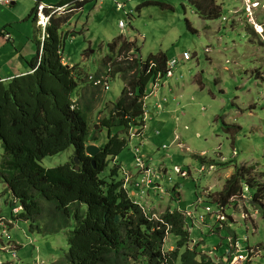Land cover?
<instances>
[{
	"label": "rangeland",
	"instance_id": "374dc122",
	"mask_svg": "<svg viewBox=\"0 0 264 264\" xmlns=\"http://www.w3.org/2000/svg\"><path fill=\"white\" fill-rule=\"evenodd\" d=\"M37 1L56 6L65 0H35V7ZM146 1H157L161 5L145 6ZM214 1L221 8V18L206 22L184 0H85L86 3H80L77 10L66 15L68 21L62 29L63 34H67L63 39V62L72 67L78 65L87 76L100 75L109 43L119 37L121 42L117 43L116 52L125 47L119 59H127L130 53L136 54L137 47L139 51L135 57L139 61L145 62L149 56L163 53L168 64L173 60L178 63L174 79L166 80L158 88V103L163 104L166 97L171 105L170 112L165 110V116L158 119L149 116L143 138L131 141L119 160L125 162L129 172L136 174L132 150L139 147L153 169L160 171L166 167L168 173L165 172L167 179L163 187L171 196L151 197L158 210L153 212L157 215L152 216L158 220L170 209L194 213L196 220H189L188 226L191 242L198 244V253L204 255L209 250L227 247L224 253L216 250L211 258L217 263L239 264L238 255L228 245L229 238L238 239L244 253L248 248L256 252L244 264H264V217L252 206L246 192L223 209V222H216L214 218L210 224L204 223L206 217H211L205 216L207 208L212 213L220 210L214 202L236 167H252L254 171L248 172L246 181L264 185L261 176L264 174V6L262 1L249 0L251 3L259 1V7L250 8L248 20L242 0ZM0 4V30L8 26L15 40L13 43L10 37L9 42H0L17 51L16 58L31 60L30 53L36 55L38 51L35 38L36 24L39 25L37 12L35 17L27 19L31 11L24 0L18 7ZM118 4H124V9H118ZM8 9L13 11L6 12ZM7 21H14L13 27ZM120 21H124V29L119 27ZM252 24L261 30L255 31ZM185 54L191 56L190 61L185 62ZM177 80L176 86L173 82ZM87 83L83 81L77 92L81 94L77 103L86 111L91 124L100 129L98 121L106 116L111 103L120 98L124 87L122 75L112 78L107 87H92ZM169 84L174 87L173 97L164 88ZM154 87L157 89L152 82L147 86V96L155 91ZM155 101L144 99L149 114H153L155 108L149 103ZM226 127L239 130L226 132ZM108 133L107 128L101 130L99 144L107 143ZM174 135L185 142L178 139L177 144ZM2 154L0 142V159ZM73 154L72 146L57 155L45 157L41 166L50 169L64 165L71 162ZM165 157L168 158L165 160ZM176 168L186 172L187 178L180 176ZM109 171L104 172L101 179L108 176ZM3 185L0 181V223L8 226V239H0V247L8 244L16 249L11 242L20 247L1 249L0 264H52L59 260L68 250L66 233L52 237L31 233L26 222L12 217L10 202L13 197ZM128 192L136 198L132 187ZM143 207L147 208V205ZM261 209L264 210L263 206ZM170 241L173 246L167 245V252L176 246V239L170 238Z\"/></svg>",
	"mask_w": 264,
	"mask_h": 264
},
{
	"label": "trees",
	"instance_id": "16d2710c",
	"mask_svg": "<svg viewBox=\"0 0 264 264\" xmlns=\"http://www.w3.org/2000/svg\"><path fill=\"white\" fill-rule=\"evenodd\" d=\"M184 1L206 22L221 18V8L214 0ZM143 5L161 4L146 1ZM64 23L67 21L61 17H53L44 40L42 30L37 31L38 51L28 63L29 73L0 79V181L13 197L12 217L26 222L29 231L41 237L66 233L68 250L52 264H223L190 250L186 211L170 209L157 221L144 210V202L142 206L137 204L124 187V169L116 163L130 145L131 131L142 134L145 130L147 86L167 80V57L159 53L145 62L130 60L129 56L119 59L125 47L116 52L121 42L118 37L109 43L101 74L87 76L78 65L63 64V39L67 35L62 32ZM138 51L135 47L136 54ZM151 64L155 65L152 70ZM104 72L108 83L122 75L124 87L120 98L98 121L100 129L96 130L86 111L79 107L81 94L77 92L83 81L92 87H103L94 82L101 80ZM103 128L109 133L107 143L101 145L99 133ZM233 128L226 127L224 131L239 130ZM89 144L99 145L100 152L95 157L85 152ZM72 146L78 164L72 158L55 168L41 166L45 157ZM108 169V176L101 179ZM252 171V167L235 168L214 202L218 209L223 211L246 192L252 206L264 217V185L245 179ZM15 208L20 210L14 213ZM168 235L176 239L172 252H165Z\"/></svg>",
	"mask_w": 264,
	"mask_h": 264
},
{
	"label": "built area",
	"instance_id": "2783aa9c",
	"mask_svg": "<svg viewBox=\"0 0 264 264\" xmlns=\"http://www.w3.org/2000/svg\"><path fill=\"white\" fill-rule=\"evenodd\" d=\"M85 0H73L71 2H68L66 4H64L63 6H55V5H46L42 2L37 3L36 9H37V23L39 24L41 30H42V40H44L45 38V29L46 27L50 24L51 22V18L52 17H56V16H60L63 21H68V17H66V15L70 14L72 11L77 10V6L84 2ZM234 2H239L241 0H232ZM241 2H243L245 8H246V13L248 14V20H250L251 14H250V8L251 7H259L258 3H251L249 0H242ZM0 3H9L8 1L3 2L2 0H0ZM125 7L124 4H118V9L123 10ZM255 10V9H252ZM70 19V18H69ZM119 27L121 29L125 28V23L124 21H120L119 22ZM11 35L10 34H5V39L10 40ZM207 52V51H206ZM63 57V55H62ZM129 58L130 60L135 61L136 57L132 54H129ZM184 59L185 62H188L191 60V56L189 54H185L184 55ZM63 61L64 57H63ZM178 65V63L173 60L172 62H170L167 66V73H166V79L167 80H171L174 78L175 75V69L176 66ZM154 64L150 65V70L154 69ZM107 76L106 73L104 74V76L102 77L101 80H98L96 82H94V85L97 86H102V84L104 86H108L109 83L107 81ZM90 80H92V76H90L89 78ZM162 85L161 81H157L156 83V87H160ZM168 107V102L167 99H163V104H157L153 110V114L155 117H160L162 114H164L165 110ZM145 116H144V121H147L149 118V113L147 112V108H145ZM142 139L143 135L142 134H138V133H131V138H130V143L131 141H133L134 139ZM132 155L135 161V172L136 175H132L130 173H128L125 169L123 170V175H124V187L125 189L128 190L129 186H133L137 189L138 193L136 195V198H134L133 200L142 206L143 201L146 199V197H148V194L150 192H153L155 197H158L159 195L161 196H171L170 191L166 190L163 187V183L166 182L165 179H167V174L165 173V171L160 170L157 171L156 169L152 168V165L148 164V161H146V158L144 156H142L141 154V150L139 147L134 148L132 150ZM176 171L178 174H180V176H182L183 178H187V173H183V171L179 168H176ZM139 181V182H137ZM20 209L19 208H15L13 211L14 213H17ZM186 217L188 220H191L192 222H195L196 218L194 216V213L192 212H186L185 213ZM212 215L215 220L217 222H223L225 220V216L222 210H219L216 213H212L210 209H206L205 210V216H210ZM204 216V217H205ZM154 219V217H153ZM159 221V219L157 220ZM0 227L2 228L0 233L2 234V237L0 239H2L3 237L8 239V235H7V230H8V226H3L0 223ZM196 227V226H195ZM170 237L168 235L166 241H165V249L166 246L170 243L169 241ZM228 244L230 247H233V249L235 250V252L238 255V258L240 260L239 263H243L246 259L247 256L243 254V249L241 248L242 246H240L239 242L236 241L235 243H233V241L231 239L228 240ZM193 248V249H192ZM16 250L15 248H13L11 245L6 244L3 247H0V250ZM197 248H195V243L192 245L191 250H195ZM214 254V250H210L208 252L209 256H213ZM16 256V253H14V257ZM9 264H11V262H8ZM236 264V263H235Z\"/></svg>",
	"mask_w": 264,
	"mask_h": 264
},
{
	"label": "crops",
	"instance_id": "0c3cea01",
	"mask_svg": "<svg viewBox=\"0 0 264 264\" xmlns=\"http://www.w3.org/2000/svg\"><path fill=\"white\" fill-rule=\"evenodd\" d=\"M4 1H8L9 3L7 4V3H4L5 5H7V6H10V5H12L11 7H18L19 5H20V1L21 0H4ZM34 1L35 0H24V3H25V5L27 6V8H30V15H28L27 16V19H29V18H32V17H35V6H34ZM94 1H97V0H94ZM260 2L262 1V5L264 6V3H263V0H259ZM259 1L257 2V1H254V2H252V3H255V2H257V3H259ZM39 2H42V3H44L43 1H37V3H39ZM84 3H86V2H84ZM84 3L82 4V6L84 5ZM45 4V3H44ZM51 5H55V4H52V3H50ZM1 5V4H0ZM57 5V4H56ZM36 6H37V4H36ZM4 7V6H3ZM84 7V6H83ZM4 9V8H3ZM253 9V8H252ZM5 10V9H4ZM236 10V9H235ZM11 12V11H13V10H11V9H8V10H6V12ZM34 11V12H33ZM32 15V16H31ZM31 16V17H30ZM36 20V19H35ZM7 22H9V25L11 26V27H13L12 25V23L14 22V21H7ZM236 23H239V22H236ZM253 26H255V24H252ZM7 27L8 26H5L4 28H2L1 30H0V40L3 42H5V43H7V42H9L7 39H5V34H10L11 35V37H12V42L14 43L15 42V40H13V36H12V33L10 32V30H8L7 29ZM257 27V26H256ZM38 28V29H37ZM259 28V27H258ZM261 28V27H260ZM38 30H41V28H40V26L39 25H37L36 24V30H35V38H36V41H38L39 39H40V34H38L37 33V31ZM259 30H261V29H259ZM2 42H0V64H2L1 66H0V79L1 80H3V81H5V80H9V79H12L13 77H15V76H19V75H23V74H27V73H29L31 70L29 69V66L27 67L26 66V64H28L29 63V59H26V57H24L23 58V60H21L20 59V57L19 58H16V56H17V51H12L10 48H8V46H4L5 45V43H4V45L2 44ZM33 56H36V55H33L32 53H30V58H33ZM29 60V61H28ZM63 64L64 65H66V62H63ZM70 67H72V65H70ZM174 79V78H173ZM172 80V79H171ZM176 83V84H175ZM173 84H175L176 86L179 84L178 83V80L176 81V82H173ZM163 85H161L160 87H162ZM159 88V86L157 87V89L154 87V92H152V93H150V94H148V96L146 97V100L148 99V100H150L151 98L152 99H155L156 101L154 102V104H151V103H149V105L150 106H156L157 104H158V100H157V97H158V89ZM167 91H168V95H171L172 97L174 96V87L172 86V85H166L165 87H164ZM80 89V88H79ZM164 98H166V97H164ZM181 99V97H178V100H180ZM76 101V100H75ZM174 101H176V99L174 98ZM170 109H171V105L169 104L168 105V107H167V113H169L170 112ZM176 112V111H175ZM173 114H174V111L172 112ZM166 114V113H165ZM165 114H162L160 117H162L163 115L165 116ZM149 116H150V118L151 119H158V118H160V117H155L154 116V114H149ZM145 129H146V126H145ZM173 134H175V132L173 133ZM172 136V135H171ZM170 136V137H171ZM174 136H176V135H174ZM178 139H180L179 140V142L180 141H182V142H185V140H181V138H180V136H176V140L175 141H177ZM178 141H177V144L179 143ZM174 143H176V142H174ZM95 145H97V146H99L98 144H95ZM218 156V155H217ZM166 158H168V157H165L164 159L166 160ZM147 160H148V158H146ZM173 160V159H172ZM223 161H224V159H222ZM116 163L117 164H119L120 165V167L121 168H123V169H125L126 171H128V173H130V174H132V175H136L135 173H132V172H129V170L126 168V166H125V162H122V161H120L119 160V158L117 159V161H116ZM162 170H164L165 172H167L168 173V170L166 169V167L165 168H163ZM137 182H139V181H137ZM133 188V190H134V192H136V194L138 193V191L135 189V187H132ZM174 190V192H176V190H177V188H175V189H173ZM154 195V193L153 192H150L149 194H148V197H147V199L145 200V203H144V205L146 204L147 205V208L145 207V209L149 212V214H155V215H157L156 213H153L154 211H158L154 206H153V204H154V202H152L151 201V197ZM155 196V195H154ZM178 196V199L181 201V196L178 194L177 195ZM204 196H205V194H204ZM202 204V203H201ZM149 208V209H148ZM152 211V212H151ZM217 212V211H216ZM212 221H214V217L213 216H211V217H206L205 218V224H210ZM17 223V222H16ZM15 224V223H14ZM12 243V245H14L16 248H19L20 246L18 245V243H14V242H11ZM174 249V248H173ZM223 250H226V248L224 247V249H222V250H219L218 249V252H223ZM259 251H261V250H258V252ZM258 252H257V255H258ZM256 255V256H257ZM55 261V260H54Z\"/></svg>",
	"mask_w": 264,
	"mask_h": 264
},
{
	"label": "clouds",
	"instance_id": "9594fccd",
	"mask_svg": "<svg viewBox=\"0 0 264 264\" xmlns=\"http://www.w3.org/2000/svg\"><path fill=\"white\" fill-rule=\"evenodd\" d=\"M186 212H188V211H186ZM217 212H218V211H217ZM223 213H224V212H223ZM210 216H212V215H210ZM243 219H244V218H243ZM215 221H216V220H215ZM216 222H217V221H216ZM188 228H189V226H188ZM229 239H231V238H229ZM231 240L233 241V243H235L236 241H238L239 244H240V241H239L238 239H237V240H233V239H231ZM169 241H170V239H169ZM194 243H195V248H197L198 244H197L196 242H194ZM194 243L191 242L190 250H191V247H192V245H193ZM168 245H170V247H172V246H173V243L170 241V243H169ZM228 245H229V244H228ZM228 245H227V246H228ZM240 246H241V244H240ZM166 247H167V246H166ZM175 247H176V246H175ZM175 247H174V248H175ZM225 248L227 249V247H225ZM192 249H193V248H192ZM198 249H199V248H198ZM231 249L234 250L233 247H231ZM172 250L174 251L173 248H172ZM195 250H196V249H195ZM216 250L218 251V249H216ZM216 250H214V252H215ZM197 251H198V250H197ZM209 251H210V250H209ZM209 251H208V252H209ZM242 251H243V254L247 256V259H246L247 261H248V260H251V259L253 258V255L256 253L255 250H249V248H248V252H247V253H244V250H242ZM165 252H167L166 249H165ZM171 252H172V251H171ZM208 252H207V253H208ZM234 252H235V251H234ZM207 253H206L205 255L209 256ZM235 254H237V253L235 252ZM235 254H233V255H235ZM213 255H214V254H213ZM237 255H239V254H237ZM209 257H213V256H209ZM216 259H217V258H216ZM246 260H245V261H246ZM245 261H244L243 263L241 262V263H239V264H244Z\"/></svg>",
	"mask_w": 264,
	"mask_h": 264
},
{
	"label": "water",
	"instance_id": "95a60500",
	"mask_svg": "<svg viewBox=\"0 0 264 264\" xmlns=\"http://www.w3.org/2000/svg\"><path fill=\"white\" fill-rule=\"evenodd\" d=\"M119 115V114H118ZM95 129L97 130L98 129V125H95ZM85 152L88 156L90 157H95L99 152H100V148L99 146L95 145V144H89L86 149H85ZM74 162L76 164H78V159L75 158L74 159ZM76 170L78 171L79 170V166H76ZM3 187L5 188V185H3Z\"/></svg>",
	"mask_w": 264,
	"mask_h": 264
},
{
	"label": "bare ground",
	"instance_id": "6f19581e",
	"mask_svg": "<svg viewBox=\"0 0 264 264\" xmlns=\"http://www.w3.org/2000/svg\"><path fill=\"white\" fill-rule=\"evenodd\" d=\"M256 3V2H255ZM259 5V4H258ZM252 8H254L255 9V7L253 6V7H251V9ZM246 12V11H245ZM253 28H254V30L256 31V30H258L259 31V29H261V28H258V27H256V26H253Z\"/></svg>",
	"mask_w": 264,
	"mask_h": 264
}]
</instances>
